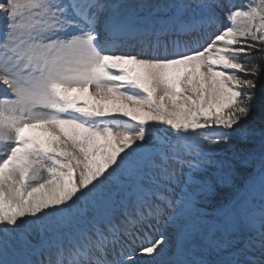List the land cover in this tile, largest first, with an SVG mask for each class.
Returning <instances> with one entry per match:
<instances>
[{
	"label": "snow or ice",
	"instance_id": "snow-or-ice-1",
	"mask_svg": "<svg viewBox=\"0 0 264 264\" xmlns=\"http://www.w3.org/2000/svg\"><path fill=\"white\" fill-rule=\"evenodd\" d=\"M0 87V264H264V0H0Z\"/></svg>",
	"mask_w": 264,
	"mask_h": 264
}]
</instances>
